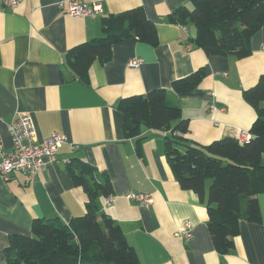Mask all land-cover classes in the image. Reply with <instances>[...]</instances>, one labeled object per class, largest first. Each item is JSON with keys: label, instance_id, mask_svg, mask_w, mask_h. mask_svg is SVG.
Listing matches in <instances>:
<instances>
[{"label": "crops", "instance_id": "0c3cea01", "mask_svg": "<svg viewBox=\"0 0 264 264\" xmlns=\"http://www.w3.org/2000/svg\"><path fill=\"white\" fill-rule=\"evenodd\" d=\"M58 0H21L15 7L0 2V143L12 150L8 126L18 114H29L37 141L58 131L68 137L56 159L31 179L15 171L0 176V264L9 237L31 235L33 219L67 223L86 211V194L73 184L67 164L84 160L107 173L113 192L99 196L101 212L114 219L136 250L141 264H264V192L257 195L260 221L240 220L233 248L215 250L207 226V210L196 194L182 189L167 162L164 144L170 131L146 129L142 139L125 138L118 101L154 88L169 89L171 81L203 67L199 85L177 96L190 140L206 145L249 129L256 118L242 91L264 73V25L250 40L251 53L207 55L194 43L195 27L165 21L168 13L191 0H84L103 11L75 18L60 10ZM141 7L156 25L158 44L128 38L112 45L105 63L94 60L88 81H80L64 62L74 45L103 35L101 18ZM141 58L131 67L132 58ZM213 104L215 108L209 109ZM223 107L224 109H220ZM251 138V137H250ZM249 138V139H250ZM264 165V153L261 158ZM211 181H206L205 189ZM129 192L152 193L140 205ZM184 221L192 237L176 232Z\"/></svg>", "mask_w": 264, "mask_h": 264}, {"label": "trees", "instance_id": "16d2710c", "mask_svg": "<svg viewBox=\"0 0 264 264\" xmlns=\"http://www.w3.org/2000/svg\"><path fill=\"white\" fill-rule=\"evenodd\" d=\"M165 21L193 24L194 43L207 55H250V40L264 25V0H191L168 13ZM103 35L69 48L64 62L82 82L88 81L94 60L111 58L112 45L132 38L158 44L156 25L141 7L101 18ZM205 75L199 67L171 81L169 89L154 88L144 94L122 97L117 108L123 116L125 138L142 139L143 128L170 131L164 152L179 186L196 194L207 210V226L215 250L224 254L234 246L240 220L260 221L257 195L264 192V73L242 91L256 112L251 138L239 142L232 136L199 145L190 140L177 96L195 89ZM67 169L74 185L86 194L83 215L67 223L33 219L31 235L13 234L4 250L7 264H141L121 226L101 212L97 198L113 192L107 173L84 160H72ZM210 179L206 192L205 183Z\"/></svg>", "mask_w": 264, "mask_h": 264}, {"label": "built area", "instance_id": "2783aa9c", "mask_svg": "<svg viewBox=\"0 0 264 264\" xmlns=\"http://www.w3.org/2000/svg\"><path fill=\"white\" fill-rule=\"evenodd\" d=\"M6 6L15 7L21 0H0ZM60 10L66 11L75 18L94 16L103 11L98 2H85L84 0H58L56 3ZM264 48V44L262 45ZM142 63L141 58H132L128 65L138 67ZM213 104L209 109H213ZM220 109H224L221 107ZM9 135L12 141V150L5 152L0 143V176L8 179L11 173L21 171L26 174L27 179L44 170L47 163L56 159V155L63 144L68 142V137L58 131H52L41 141H37L35 125L29 114L16 115L8 126ZM251 133L241 131L238 141L243 143L249 140ZM129 200H134L140 205H147L152 202V193L149 192H129L125 194ZM112 197L107 196L106 202H111ZM182 239L192 237L191 226L188 221H184L183 228L176 232Z\"/></svg>", "mask_w": 264, "mask_h": 264}, {"label": "rangeland", "instance_id": "374dc122", "mask_svg": "<svg viewBox=\"0 0 264 264\" xmlns=\"http://www.w3.org/2000/svg\"><path fill=\"white\" fill-rule=\"evenodd\" d=\"M208 181H211L210 179H208Z\"/></svg>", "mask_w": 264, "mask_h": 264}]
</instances>
